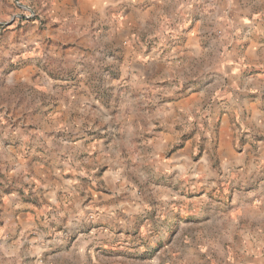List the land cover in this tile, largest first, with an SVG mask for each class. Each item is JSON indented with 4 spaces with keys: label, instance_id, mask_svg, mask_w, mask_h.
Returning <instances> with one entry per match:
<instances>
[{
    "label": "rangeland",
    "instance_id": "rangeland-1",
    "mask_svg": "<svg viewBox=\"0 0 264 264\" xmlns=\"http://www.w3.org/2000/svg\"><path fill=\"white\" fill-rule=\"evenodd\" d=\"M35 1L0 0V41L12 25L26 33L50 24ZM263 5L264 0H121L118 8L96 15L87 48H82L87 56L79 60L66 54L70 46L31 41L24 49L20 43V71L30 73V83L20 80V140L29 136L28 146L35 150L32 159H25L28 177L43 179L38 165L48 161L43 138L53 136V122L60 140L65 132L85 129L62 109L74 96L93 103L91 107L96 102L108 109L125 105V114L142 135L148 113L163 100L161 93L222 84L231 28L247 29ZM236 31L234 37L240 39V29ZM145 62L151 67L147 75L138 66ZM51 79L57 81L56 93L49 91ZM195 126L200 154L207 151L219 166V126L205 118ZM248 143L241 135L238 146L230 148L232 174L239 172L237 163L252 160L244 151ZM204 179L185 178L178 191L138 189L134 197L141 205L126 207L125 215L123 209L112 215L84 206L81 215L58 230L55 252L61 258L55 264H264V230L248 228L258 220L257 198L248 205L241 181L227 186L214 181L209 187ZM46 258L40 259L43 264L53 263Z\"/></svg>",
    "mask_w": 264,
    "mask_h": 264
},
{
    "label": "crops",
    "instance_id": "crops-1",
    "mask_svg": "<svg viewBox=\"0 0 264 264\" xmlns=\"http://www.w3.org/2000/svg\"><path fill=\"white\" fill-rule=\"evenodd\" d=\"M37 1L50 24L26 33L12 25L0 41V264H43L40 259L46 257L53 263L45 264H55L61 258V253L55 252L58 230L81 215L84 206L112 215L123 209L125 215L126 207L141 205L134 197L138 189L178 191L185 178L192 182L206 178L203 183L209 187L216 181L222 186L241 181L247 188L248 205L255 197L259 201L255 205L258 220L248 228L264 230V9L251 16L247 29L231 28L234 34L223 64V83L210 88L176 86L168 95L161 93L163 100L148 113L142 135L137 134L131 115L125 114V105L108 109L96 102L91 107L93 103L74 96L70 106L64 104L62 109L76 116L85 129L65 132L60 140L58 123L53 122V136L43 138L42 150L48 161L38 165L44 176L34 179L26 173L25 159H32L35 150L28 146L29 136L20 140V80L30 83V73L20 71V43L24 49L31 41L52 43L55 48L70 46L66 54L79 60L86 55L82 48H87L96 15L121 3ZM237 28L240 39L234 37ZM138 66L145 75L151 68L149 62ZM55 83L51 79L50 92H57ZM35 86L41 88L40 83ZM202 118L220 128L219 166L212 164L207 151L200 154L195 125ZM241 135L250 142L244 151L252 160L237 163L239 172L232 174L235 162L230 148L238 146ZM42 150L38 154L44 156Z\"/></svg>",
    "mask_w": 264,
    "mask_h": 264
}]
</instances>
